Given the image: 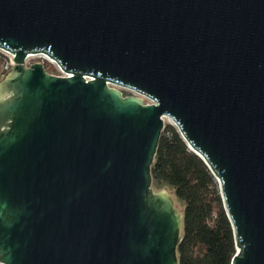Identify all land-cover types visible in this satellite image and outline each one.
Segmentation results:
<instances>
[{
  "label": "water",
  "instance_id": "95a60500",
  "mask_svg": "<svg viewBox=\"0 0 264 264\" xmlns=\"http://www.w3.org/2000/svg\"><path fill=\"white\" fill-rule=\"evenodd\" d=\"M0 50L1 264H178L164 118L217 183L230 264H264V0H0Z\"/></svg>",
  "mask_w": 264,
  "mask_h": 264
},
{
  "label": "trees",
  "instance_id": "16d2710c",
  "mask_svg": "<svg viewBox=\"0 0 264 264\" xmlns=\"http://www.w3.org/2000/svg\"><path fill=\"white\" fill-rule=\"evenodd\" d=\"M150 174L152 181L167 184L183 206L178 264H230L235 244L217 183L169 123L160 134Z\"/></svg>",
  "mask_w": 264,
  "mask_h": 264
},
{
  "label": "built area",
  "instance_id": "2783aa9c",
  "mask_svg": "<svg viewBox=\"0 0 264 264\" xmlns=\"http://www.w3.org/2000/svg\"><path fill=\"white\" fill-rule=\"evenodd\" d=\"M0 53H2L4 56H3V61H2V71L3 72H7L10 67L14 64L13 62V58L12 56L3 51V50H0ZM33 56H36L38 59V61L36 62H28L29 59ZM48 62L49 64H51L54 68L52 71H48L46 68H47V63ZM33 63H40L44 69L45 72H47L48 74L50 75H54V76H64V73L59 69V67L51 60L49 59L47 56L43 55V54H34V55H29L27 56L24 61H23V65L25 67H30V65H32ZM121 90V93L122 91H125L127 93H131V95L133 94V96H138L135 92L129 90V89H126V88H119ZM123 96H125L123 93H122ZM129 96V95H128ZM144 103H149V100H147L146 98H144ZM1 264V263H0Z\"/></svg>",
  "mask_w": 264,
  "mask_h": 264
},
{
  "label": "rangeland",
  "instance_id": "374dc122",
  "mask_svg": "<svg viewBox=\"0 0 264 264\" xmlns=\"http://www.w3.org/2000/svg\"><path fill=\"white\" fill-rule=\"evenodd\" d=\"M38 59L39 58H37L36 56H33V57H31L30 59H29V61L28 62H36V61H38ZM47 64V70L48 71H52L53 70V66L51 65V64H49L48 62H46ZM1 66H2V63H1ZM119 89V88H118ZM120 90V89H119ZM121 91V90H120ZM122 93L125 95V96H133V94L131 95V93H127V92H125V91H122ZM166 123H168V120L165 118L164 119V124H166ZM152 188L154 189V190H158V189H161V188H164V189H166L167 191H169V192H171L172 194H173V196H174V193H173V191H172V189L167 185V184H165L164 182H156V181H152ZM174 200H175V204H176V206L179 208V210H182V208H183V206H182V203L178 200V199H176V197L174 196Z\"/></svg>",
  "mask_w": 264,
  "mask_h": 264
},
{
  "label": "flooded vegetation",
  "instance_id": "af4514ba",
  "mask_svg": "<svg viewBox=\"0 0 264 264\" xmlns=\"http://www.w3.org/2000/svg\"><path fill=\"white\" fill-rule=\"evenodd\" d=\"M3 54L2 53H0V79L6 74V72H3L2 71V66H1V63H2V61H3Z\"/></svg>",
  "mask_w": 264,
  "mask_h": 264
},
{
  "label": "bare ground",
  "instance_id": "6f19581e",
  "mask_svg": "<svg viewBox=\"0 0 264 264\" xmlns=\"http://www.w3.org/2000/svg\"><path fill=\"white\" fill-rule=\"evenodd\" d=\"M165 119V118H164Z\"/></svg>",
  "mask_w": 264,
  "mask_h": 264
}]
</instances>
